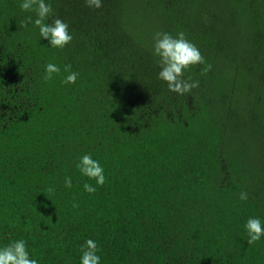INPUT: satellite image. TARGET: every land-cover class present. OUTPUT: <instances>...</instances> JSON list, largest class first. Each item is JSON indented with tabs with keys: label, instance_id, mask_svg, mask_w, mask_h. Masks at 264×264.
<instances>
[{
	"label": "trees",
	"instance_id": "16d2710c",
	"mask_svg": "<svg viewBox=\"0 0 264 264\" xmlns=\"http://www.w3.org/2000/svg\"><path fill=\"white\" fill-rule=\"evenodd\" d=\"M0 264H264V0H0Z\"/></svg>",
	"mask_w": 264,
	"mask_h": 264
},
{
	"label": "rangeland",
	"instance_id": "374dc122",
	"mask_svg": "<svg viewBox=\"0 0 264 264\" xmlns=\"http://www.w3.org/2000/svg\"><path fill=\"white\" fill-rule=\"evenodd\" d=\"M259 15H263V14H259ZM260 155V153H258ZM258 159H260V156L258 157Z\"/></svg>",
	"mask_w": 264,
	"mask_h": 264
}]
</instances>
